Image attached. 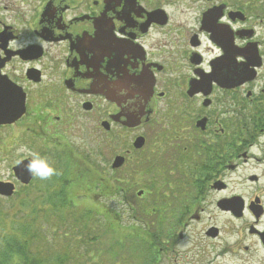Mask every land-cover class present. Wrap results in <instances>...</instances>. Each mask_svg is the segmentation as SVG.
<instances>
[{"label": "flooded vegetation", "instance_id": "1", "mask_svg": "<svg viewBox=\"0 0 264 264\" xmlns=\"http://www.w3.org/2000/svg\"><path fill=\"white\" fill-rule=\"evenodd\" d=\"M77 131L128 139L113 170L132 155L127 185L167 188L178 241L200 225L218 255L253 262L264 254V0H0V153L28 138L66 154ZM25 160L37 163L10 168L21 187L12 169Z\"/></svg>", "mask_w": 264, "mask_h": 264}, {"label": "trees", "instance_id": "2", "mask_svg": "<svg viewBox=\"0 0 264 264\" xmlns=\"http://www.w3.org/2000/svg\"><path fill=\"white\" fill-rule=\"evenodd\" d=\"M67 159L58 157L63 172L50 166L56 174L48 188L30 183L9 208H0V264H126L127 246L157 244L151 211L144 214L150 220L138 217L110 176ZM110 200L125 203L129 222L122 224V203L116 210Z\"/></svg>", "mask_w": 264, "mask_h": 264}, {"label": "rangeland", "instance_id": "3", "mask_svg": "<svg viewBox=\"0 0 264 264\" xmlns=\"http://www.w3.org/2000/svg\"><path fill=\"white\" fill-rule=\"evenodd\" d=\"M117 136H119L120 141L110 135L101 133H94L92 136H84L79 134L78 131L71 132L68 137L64 139L70 145V148H68L69 151H67L66 154H62L58 151H53L52 153L46 152L47 149L43 148L41 140L25 138L23 140L24 143L13 146L7 153H0V181H8L14 184L16 195L22 194V188L12 179L10 170L16 160L22 157L34 159L37 163L48 167L58 165L61 168V172H63V167L66 164L58 160L59 155L63 156V160L66 158H68V161L71 160L72 166L77 165L85 168L84 166L89 162V164H94L96 168L101 170L106 176H110L112 182L123 190L127 202L134 207L138 217L150 220V218L144 216V214L151 211V221L153 220L154 222V228L151 231L155 234L157 244L151 248L153 250H151L150 246L146 243H141L139 241L133 246H131L132 244L127 246L125 253L129 256V262H125L126 264H264L263 253H255L253 255V262H241L238 261V258L230 255H218L222 252V248L217 244L208 245L204 242L200 225L191 227V229L187 231V233H189L188 238L186 237L178 241L177 232L181 233V226L179 225L182 219L177 216L168 215L170 210H174L172 209L173 204L175 207L178 203H171L167 188L160 185L149 186L145 178L137 180L136 184L127 185V183H125L126 180L130 181L132 175V169L130 168L131 172L128 170L129 167H132V155L127 167L125 166L118 170H113L111 168L115 156L124 154L125 150H131L128 139L121 134ZM29 153H32V155H29ZM68 153H70V155H68ZM48 155L50 157H48ZM83 160L85 164L82 165L81 161ZM52 178L53 176L50 179L41 180L34 176L32 185L37 189L48 188L46 186L52 184V182H50ZM138 192H143L141 197L137 196ZM17 196H14V198H17ZM11 200L12 198L6 199L0 197V208H9L11 203H13ZM120 203L122 204L120 205ZM108 204L111 206L115 205L117 207L116 210H119V205L123 208L121 209L124 211L122 213V224L130 221V217H127L129 213L126 211L127 207L124 202L110 200ZM157 210H161L163 215H160V217L154 215L153 212ZM174 238H177L179 244L174 247L173 252H171L168 250L172 247L171 245L168 246V244ZM167 241L168 243H166ZM175 244L177 243L175 242ZM167 247L169 249H167ZM258 260L260 261L257 262Z\"/></svg>", "mask_w": 264, "mask_h": 264}, {"label": "water", "instance_id": "4", "mask_svg": "<svg viewBox=\"0 0 264 264\" xmlns=\"http://www.w3.org/2000/svg\"><path fill=\"white\" fill-rule=\"evenodd\" d=\"M31 160L21 161L15 166L12 171L16 180L22 185H28L33 178V175L27 170V165L32 163ZM123 160L120 157H116L112 163V169L118 168L122 164ZM142 192L137 195L140 196ZM14 194V186L10 183L0 182V196L9 198Z\"/></svg>", "mask_w": 264, "mask_h": 264}, {"label": "clouds", "instance_id": "5", "mask_svg": "<svg viewBox=\"0 0 264 264\" xmlns=\"http://www.w3.org/2000/svg\"><path fill=\"white\" fill-rule=\"evenodd\" d=\"M29 155H32V153H29ZM27 170L29 171V173H31L32 175L36 176L41 180L50 179L53 175L56 174L54 169L45 166L43 164L34 163V162L29 163L27 165Z\"/></svg>", "mask_w": 264, "mask_h": 264}]
</instances>
